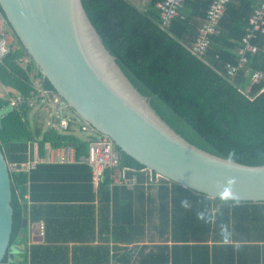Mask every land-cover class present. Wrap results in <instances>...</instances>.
<instances>
[{
	"label": "trees",
	"instance_id": "1",
	"mask_svg": "<svg viewBox=\"0 0 264 264\" xmlns=\"http://www.w3.org/2000/svg\"><path fill=\"white\" fill-rule=\"evenodd\" d=\"M161 1L82 0L107 50L171 129L211 154L263 166L264 79L252 81L242 70L230 78L226 66L237 63L247 38L258 49L247 54L248 69L264 74V29L251 22L264 0H230L203 57L191 48L212 0H185L167 26L156 8ZM14 36L17 49L0 59V88L6 90L0 97V144L7 161L32 160L36 144L42 157L61 146L73 147L77 158L88 154L86 139L43 131L39 117L33 129V107L10 106L9 98L34 91L33 73L57 94ZM21 58H30L26 67ZM116 149L120 168L135 179L130 184L115 183L106 171L96 187L92 169L81 163L10 172L11 246L17 252L3 264H264V202L234 205L211 198L157 178ZM184 198L187 208L180 203ZM41 221L43 238L29 243L31 225Z\"/></svg>",
	"mask_w": 264,
	"mask_h": 264
},
{
	"label": "water",
	"instance_id": "2",
	"mask_svg": "<svg viewBox=\"0 0 264 264\" xmlns=\"http://www.w3.org/2000/svg\"><path fill=\"white\" fill-rule=\"evenodd\" d=\"M0 8L57 95L120 151L151 172L211 198L264 202V165L211 154L171 129L107 50L82 0H0ZM12 198L9 164L0 144V264L17 252L11 246Z\"/></svg>",
	"mask_w": 264,
	"mask_h": 264
},
{
	"label": "built area",
	"instance_id": "3",
	"mask_svg": "<svg viewBox=\"0 0 264 264\" xmlns=\"http://www.w3.org/2000/svg\"><path fill=\"white\" fill-rule=\"evenodd\" d=\"M230 0H212L211 6L207 13V22L199 30L198 37L195 44L191 48L193 54L198 57H203L211 43V36L217 33V24L220 22L225 14L226 6ZM185 0H163L157 3L156 8L161 14L163 25L167 26L171 20L181 13L184 7ZM251 22L255 24L256 28L264 29V2L259 11L255 12ZM15 36L7 25L5 17L0 12V59L5 57L11 51L17 49ZM243 46L237 51V63L227 64L226 73L230 78L238 75L239 71L244 72V76H249L252 81H260L264 79L262 72L251 74L248 67L247 54L249 52H257L258 49L253 46L247 38L242 40ZM20 62L23 66L29 63L28 58H21ZM249 68V69H248ZM36 73L32 74L34 91L28 95L23 96L18 93L16 96L9 98L10 106L16 107L18 105H29L35 107L40 103L39 100L49 105L52 102L57 105L59 115L56 119L49 123V128H54L61 133L74 134L72 126L77 121H82L83 125L80 127L81 131L86 133V140L89 141L88 154L79 158L76 156V151L73 147L61 146L58 148H48L45 155L42 157L39 154L38 146L33 148V159L27 162H12L9 164L10 171L30 172L34 170L38 164L42 163H59V164H87L92 169L93 183L97 187L103 180L106 171H112V179L115 183L130 184L135 179L129 180L126 176L127 169L120 168V154L116 149L113 141L108 137L98 133L89 123L80 120L76 114L70 113V108L67 104L62 102V99L42 86L40 79H35ZM55 107V106H54ZM75 135V134H74ZM157 174V173H156ZM157 178H163L157 174ZM38 228L35 237L43 238L45 233L44 223L41 221L36 225Z\"/></svg>",
	"mask_w": 264,
	"mask_h": 264
},
{
	"label": "rangeland",
	"instance_id": "4",
	"mask_svg": "<svg viewBox=\"0 0 264 264\" xmlns=\"http://www.w3.org/2000/svg\"><path fill=\"white\" fill-rule=\"evenodd\" d=\"M4 96H6V90L4 88H0V97H4ZM39 101L40 103H38L36 107L32 108L29 120L32 124L33 129H35V121L37 117H39L40 118L39 124L42 127L43 131H46L49 128V123L54 121L57 115H59V110L57 108V105H54L52 102H49L48 105L46 103L48 100H44V102H42L41 100ZM82 125H83L82 121H77L76 124L72 126V130H73L72 132L75 135L81 137L82 139H86V133L82 132L80 129Z\"/></svg>",
	"mask_w": 264,
	"mask_h": 264
},
{
	"label": "clouds",
	"instance_id": "5",
	"mask_svg": "<svg viewBox=\"0 0 264 264\" xmlns=\"http://www.w3.org/2000/svg\"><path fill=\"white\" fill-rule=\"evenodd\" d=\"M7 21V20H6ZM7 25H8V23H7ZM29 59V61H30V58H28ZM21 63V62H20ZM22 64V63H21ZM62 102L64 103V104H66L63 100H62ZM36 107V106H35ZM34 108V107H33ZM70 112H72L73 114H76L71 108H70ZM71 113V114H72ZM78 118L80 119V120H82L79 116H78ZM49 129V128H48ZM37 145V144H36ZM230 156H234V152L233 153H230ZM8 164H10L9 162H8ZM10 170V169H9ZM11 172V171H10ZM230 183H232V181H230ZM229 199H231L232 200V202H233V204L234 205H239V203H240V199H239V197L238 196H231ZM181 206L182 207H184V208H187L188 207V200H187V198H184V199H182L181 200Z\"/></svg>",
	"mask_w": 264,
	"mask_h": 264
},
{
	"label": "crops",
	"instance_id": "6",
	"mask_svg": "<svg viewBox=\"0 0 264 264\" xmlns=\"http://www.w3.org/2000/svg\"><path fill=\"white\" fill-rule=\"evenodd\" d=\"M36 227H37L36 225H31V228L29 229V238H30L29 239V243L34 241L33 239L36 238L35 235H36V232H37V229H38Z\"/></svg>",
	"mask_w": 264,
	"mask_h": 264
}]
</instances>
